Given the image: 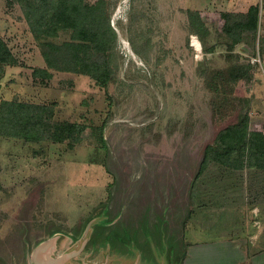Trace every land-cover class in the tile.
<instances>
[{
	"label": "rangeland",
	"instance_id": "374dc122",
	"mask_svg": "<svg viewBox=\"0 0 264 264\" xmlns=\"http://www.w3.org/2000/svg\"><path fill=\"white\" fill-rule=\"evenodd\" d=\"M29 1L0 0V37L18 60L0 80V101L46 105L56 126L82 130L58 143L0 138V264L61 255L59 264H170L164 253L182 259L191 244L231 238L264 248V169L202 168L207 145L240 115L249 116L248 147H264V0H105L116 35L105 86L48 67ZM257 4L256 39L230 51L223 14ZM189 10L201 13L207 37L191 29ZM236 63L250 65L247 77L214 91L207 77ZM96 213L67 248L61 236ZM106 239L112 247L95 251Z\"/></svg>",
	"mask_w": 264,
	"mask_h": 264
},
{
	"label": "trees",
	"instance_id": "16d2710c",
	"mask_svg": "<svg viewBox=\"0 0 264 264\" xmlns=\"http://www.w3.org/2000/svg\"><path fill=\"white\" fill-rule=\"evenodd\" d=\"M27 6L26 18L33 35L40 42L42 55L49 68L91 75L101 86L111 82L113 70L109 63V52L116 35L110 24L105 0H99L94 5L87 4L85 0H30ZM223 18L226 21L223 31L231 38L230 51L235 44L244 41L245 35L256 39L260 20L259 4L252 5L247 13H224ZM188 19L197 36L201 39L208 36L209 28L201 13L189 10ZM62 32L70 33V39L58 41ZM17 64L18 60L10 45L0 37V80L4 79L7 66ZM249 68L250 65L236 63L228 70L213 71L210 79L207 77L208 84L211 82L209 86L217 91L219 84L229 85L245 79ZM34 74L47 78L52 76V72L46 68H36ZM48 117L49 108L46 105L3 99L0 101V138L58 143L63 142L65 136L82 130L80 124L72 122L56 126ZM248 128L249 116L245 114L220 130L214 141L206 147L202 168L211 162H219L235 169L246 166L264 169V147H248ZM97 216L99 213L83 220L72 236L64 235L58 229L50 231V235L57 239V236L60 238L58 234H63L61 237L69 240L67 248L72 247ZM111 245L112 242L106 239L104 244L94 250L110 248ZM80 254L77 257L80 258ZM185 254H181L180 259L173 257V251L164 253L170 264H183ZM158 260H153V264H159Z\"/></svg>",
	"mask_w": 264,
	"mask_h": 264
},
{
	"label": "crops",
	"instance_id": "0c3cea01",
	"mask_svg": "<svg viewBox=\"0 0 264 264\" xmlns=\"http://www.w3.org/2000/svg\"><path fill=\"white\" fill-rule=\"evenodd\" d=\"M247 243L239 244L233 238L194 243L183 261L187 264H264V248H260L258 243ZM246 246L250 249L244 250Z\"/></svg>",
	"mask_w": 264,
	"mask_h": 264
},
{
	"label": "water",
	"instance_id": "95a60500",
	"mask_svg": "<svg viewBox=\"0 0 264 264\" xmlns=\"http://www.w3.org/2000/svg\"><path fill=\"white\" fill-rule=\"evenodd\" d=\"M66 257V255H61V256H57L54 257L50 260H42L39 264H59L62 260H64Z\"/></svg>",
	"mask_w": 264,
	"mask_h": 264
},
{
	"label": "bare ground",
	"instance_id": "6f19581e",
	"mask_svg": "<svg viewBox=\"0 0 264 264\" xmlns=\"http://www.w3.org/2000/svg\"><path fill=\"white\" fill-rule=\"evenodd\" d=\"M193 44H194V46H197L198 49L200 50V47H201L200 45L201 44H200V42H199V40L197 38L194 39Z\"/></svg>",
	"mask_w": 264,
	"mask_h": 264
}]
</instances>
